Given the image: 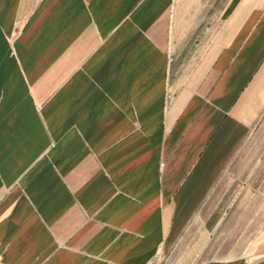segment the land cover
Masks as SVG:
<instances>
[{"label":"crops","instance_id":"crops-1","mask_svg":"<svg viewBox=\"0 0 264 264\" xmlns=\"http://www.w3.org/2000/svg\"><path fill=\"white\" fill-rule=\"evenodd\" d=\"M259 148L264 0H0V264H158Z\"/></svg>","mask_w":264,"mask_h":264},{"label":"rangeland","instance_id":"rangeland-1","mask_svg":"<svg viewBox=\"0 0 264 264\" xmlns=\"http://www.w3.org/2000/svg\"><path fill=\"white\" fill-rule=\"evenodd\" d=\"M256 143L263 144L262 138H258ZM261 150L259 148L255 153L257 156L262 154L261 162L260 159L257 161L255 176L243 183L238 180V171L232 166L224 172L176 247L171 253L164 252L158 264H199L210 258L239 255L264 240V214L257 218L255 225L251 222L253 224L251 228H248L247 217L234 235L224 230L231 224V215L235 209L248 208L249 202L254 203V200H247L244 196L245 193L258 191L260 181L263 179L264 153ZM254 207L264 213V201L257 200ZM225 210L227 215L222 216Z\"/></svg>","mask_w":264,"mask_h":264}]
</instances>
